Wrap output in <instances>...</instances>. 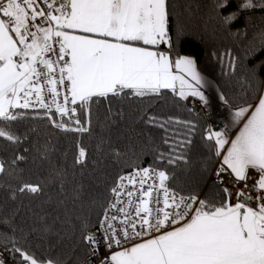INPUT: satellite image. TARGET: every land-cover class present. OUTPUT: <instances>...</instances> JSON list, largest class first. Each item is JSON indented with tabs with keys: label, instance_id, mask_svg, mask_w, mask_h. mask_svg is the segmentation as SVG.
I'll list each match as a JSON object with an SVG mask.
<instances>
[{
	"label": "snow or ice",
	"instance_id": "snow-or-ice-1",
	"mask_svg": "<svg viewBox=\"0 0 264 264\" xmlns=\"http://www.w3.org/2000/svg\"><path fill=\"white\" fill-rule=\"evenodd\" d=\"M232 2L211 4L212 19L225 31L243 13L264 11V0H237L227 11ZM174 7L172 0H0V150L13 151L10 160L0 156V177L16 181L7 199L38 197L45 182H59L63 192L67 170L52 163L50 141L31 140L39 133L28 121L91 135L93 116L99 119L103 109L109 131L94 154L76 140L73 168L83 173L91 164L95 174L92 184L73 187L78 213L66 197L58 202L63 219L58 214L49 223L47 214L38 215L28 230L17 223V209L0 213V264L5 252L14 264H264V29L247 40L242 55L211 53L227 77L224 87L214 86L197 55L184 52L190 34L173 23ZM236 85L241 92L233 98L225 87ZM209 89L225 110L220 127L213 125ZM192 100L201 104L196 118L175 114L185 108L191 116ZM124 101H140L134 123L163 134L168 150L155 149L146 166L131 142L121 147L119 133L112 139L111 128L125 118L118 106ZM155 102L160 107L150 111ZM197 134L218 163L213 190L203 196L206 167L196 177L176 174L192 167ZM26 153L50 166L47 181L24 179L19 165ZM57 221L70 227L74 246L38 253L29 237L52 232Z\"/></svg>",
	"mask_w": 264,
	"mask_h": 264
},
{
	"label": "trees",
	"instance_id": "trees-1",
	"mask_svg": "<svg viewBox=\"0 0 264 264\" xmlns=\"http://www.w3.org/2000/svg\"><path fill=\"white\" fill-rule=\"evenodd\" d=\"M175 7L173 9V23H180L186 26L189 31L188 42L184 46V52L187 54H196L199 59L201 70L208 78L214 81L216 86H225L227 77L222 75L221 64L216 56L211 53L222 54L225 50H232L235 54L242 55V49L247 40L252 39L255 33L264 29V11L254 10L242 14L239 22L235 23L231 29L225 31L219 27L218 22L212 19V0H172ZM237 0H233L231 7L227 11L236 8ZM247 33V37H237L231 33L237 31ZM263 89V85L259 86ZM225 91L233 98H238L241 89L238 85L234 87H225ZM140 101H124L119 103L125 113L124 120L118 125L111 128L112 139L115 140L116 134L121 136V147L131 142L140 155L139 163L146 166L153 161L154 150L167 151V146L163 145L161 137L162 132L158 129L149 128L141 123L135 122L136 107ZM160 107V102H155L150 111H156ZM171 106L165 111H171ZM175 114L181 118H196V113L191 116L185 108L175 110ZM104 110L101 109L99 119L96 114L93 116L91 135L85 133L78 136L76 133H63L46 126L43 121H28L27 125H34L37 128L39 135L33 134L31 140L35 142L39 139L42 144L45 140L51 142L55 146V152L52 154V163L67 170V175L64 181L63 192H61L59 182L52 184L45 182L44 191L38 197H22L13 202L7 199L8 184L15 186L16 181L9 177H0V213H6L12 209L18 210L17 223L21 224L25 230H28L38 219V215L47 214L48 222L52 223L53 217L61 214L64 206L58 202L68 198L67 207L73 213L80 211L78 204L74 205L71 200V194L74 185L83 183L90 185L95 181V174H92V166L81 173L79 168H73V155L76 151V140L79 138L82 143L89 148V152L94 154L97 142L102 138H107L109 131L102 127L104 124ZM202 122V117L199 118ZM26 125L21 126V130ZM151 137V142L150 138ZM194 143L196 149L190 154L192 158V167L184 172L180 169L176 170L177 176L181 179L199 176L202 168L206 167L204 180L202 183L201 195L213 190V180L211 174L214 170L216 160L208 159L207 148L203 145L200 135L197 134ZM25 146H28L27 144ZM141 149L143 151L141 152ZM66 154V155H65ZM28 160L21 162L19 167L23 169V177L31 182L47 181L49 176L50 166L46 162L36 160L34 162V153H26ZM0 156L6 160H10L13 156V151L10 149L7 152L0 150ZM206 160L207 164L202 166L201 161ZM162 166V165H161ZM119 169H111L113 175ZM130 170V169H129ZM37 214V215H34ZM30 243L34 250L44 254H60L69 252L76 242V237L72 234L69 226L63 225L57 221L55 229L50 233L35 232L29 237Z\"/></svg>",
	"mask_w": 264,
	"mask_h": 264
},
{
	"label": "built area",
	"instance_id": "built-area-1",
	"mask_svg": "<svg viewBox=\"0 0 264 264\" xmlns=\"http://www.w3.org/2000/svg\"><path fill=\"white\" fill-rule=\"evenodd\" d=\"M191 105L194 108V113H197V112H199L201 110V104H200V102L198 100H192L191 101ZM211 111L213 113V116L217 117L216 119L213 120V125L214 126L220 127V126L223 125V123H226V121H222L221 119H219V117L222 116L224 111H225L223 108L217 109V105H213L212 104ZM236 130H237V128H232L230 134L234 135ZM217 167H218V163L216 161L214 170H213V172L211 174V179L212 180H214V171H215V169ZM253 175H254V173H253ZM248 183H249V185H251L252 181L249 180ZM225 186L229 187L230 190L233 192V194H235V192L237 191V186L232 182V178L231 177H227V176L225 177ZM239 187H243V183L242 182L239 184ZM233 201H235V196H233ZM4 256H5L6 264H14V261L8 258V253L7 252L4 253Z\"/></svg>",
	"mask_w": 264,
	"mask_h": 264
},
{
	"label": "crops",
	"instance_id": "crops-1",
	"mask_svg": "<svg viewBox=\"0 0 264 264\" xmlns=\"http://www.w3.org/2000/svg\"><path fill=\"white\" fill-rule=\"evenodd\" d=\"M209 79H210V78H209ZM210 80H211V79H210ZM212 81H213V80H212ZM213 83H214V81H213ZM214 86H216L215 83H214ZM263 89H264V85H263ZM208 95H209V97H210V99H211L212 104H213V105H217L216 98H215V92H214V89H209V90H208ZM236 131H238V128H237Z\"/></svg>",
	"mask_w": 264,
	"mask_h": 264
}]
</instances>
